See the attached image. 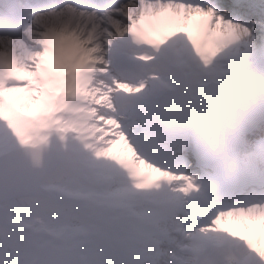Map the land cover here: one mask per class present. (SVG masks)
Segmentation results:
<instances>
[{
	"label": "clouds",
	"instance_id": "obj_1",
	"mask_svg": "<svg viewBox=\"0 0 264 264\" xmlns=\"http://www.w3.org/2000/svg\"><path fill=\"white\" fill-rule=\"evenodd\" d=\"M144 3L0 0V68L12 60L47 86L73 50L82 69L73 83L85 94L76 98L83 111L49 118L45 162L36 164L31 149L19 145L0 153V264H264L238 229L216 224L229 219L222 213L175 226L177 201L204 197L224 198L233 220L264 216V146H233L240 127L264 122V38L257 44L244 25L233 34L217 17L205 25L210 32L223 27L215 44L202 36L194 45L184 33L150 42L140 22ZM24 4L39 7L9 29L5 19ZM117 48L131 72L121 71ZM117 79L143 87L129 96L116 90ZM130 104L140 114L136 131L129 127ZM117 132L132 161L105 155ZM176 136L217 152L226 173L193 172V187L184 192L170 150Z\"/></svg>",
	"mask_w": 264,
	"mask_h": 264
},
{
	"label": "snow or ice",
	"instance_id": "obj_2",
	"mask_svg": "<svg viewBox=\"0 0 264 264\" xmlns=\"http://www.w3.org/2000/svg\"><path fill=\"white\" fill-rule=\"evenodd\" d=\"M37 7L39 5H21L13 15L5 19L4 24L9 29L15 28L26 18L34 15ZM193 7L206 20L215 21L217 17H220V25L224 26L227 22V27L233 34L239 25H244L252 30L257 38V44L264 38V0H230L228 5H221L219 0L216 3L194 2ZM36 19L39 20L41 17L36 16ZM205 25L202 36L211 44L224 38L223 27L218 28L216 32H210L207 31ZM114 55L121 71L131 72V68L126 63L124 49L117 48ZM25 77L28 78L32 87L24 86ZM116 85L121 89L130 90L131 87L126 80L119 79L116 80ZM48 86L41 85L30 73L18 72L11 66L6 67V70L0 68V130L6 129V131H0V153H13L17 145L35 147L29 144V138L39 130L33 118L37 114L38 106L45 93L39 94L40 99H33L34 89H46ZM261 138H264V122L250 121L239 128L234 137L233 146L242 148L250 141L264 146V139ZM170 150L176 166L183 172L181 179L186 185L183 188L184 192H188L193 187L195 181V177L191 175L193 172H199L209 178L226 173L222 157L202 142L185 136H176L171 142ZM222 199L224 198L204 197L200 203L187 205L182 201H177L175 226L181 228L208 211H217L218 214L222 213L229 217L226 221L217 219V225L221 228H228L230 231L238 229V234L244 236V232L248 230V224L245 220L231 219L233 213L228 211L226 206L221 205ZM253 223H259L264 229V216L253 220ZM261 254L264 255V252Z\"/></svg>",
	"mask_w": 264,
	"mask_h": 264
},
{
	"label": "rangeland",
	"instance_id": "obj_3",
	"mask_svg": "<svg viewBox=\"0 0 264 264\" xmlns=\"http://www.w3.org/2000/svg\"><path fill=\"white\" fill-rule=\"evenodd\" d=\"M198 0H145L146 6H143L142 9V16L141 18L144 19V17H151L150 15L151 12H154L156 10L160 11H165V9L162 8L163 4H169V3H178L181 5H192V9H186V10H180L182 8H178L176 11H170L171 14H166V17L168 18L167 22L170 28L175 30H179L181 27L186 28L187 23H190L191 18L194 15H197L198 12L196 8L193 7L194 2H197ZM226 5V4H225ZM169 13V12H168ZM187 13V15H186ZM169 29V28H168ZM186 35L190 39H192L194 36H199L202 37V34L197 33V31H189ZM198 45V44H197ZM11 67H13L16 71L18 72H24L22 71L14 61L9 60ZM76 67V64L74 65ZM58 69V68H57ZM61 70L63 71V77L60 76V78L55 82V83H50L49 86L44 89H34V95L33 99H40V93L44 92V98L42 102L38 106V111L36 116L33 118L34 123L37 124L38 126V132L34 134L32 137L29 138V144H50L51 137L46 135L45 133L48 130V120L51 117H54L57 112L60 111H71L74 112L75 110L77 112L83 111L82 106H77L76 105V98L81 95H85L77 90V88L74 86L73 80L69 79L68 80V72H70L71 69L67 67H62ZM24 86L25 87H32L30 84V81L28 80L27 77L24 79ZM139 87V90L132 92L131 90L128 89H121L118 85H116V90H122L125 94L131 96L137 92H139L142 89V85L137 86ZM65 91L67 95H70V100L67 101V97H64L62 95V92ZM131 94V95H130ZM135 106V105H134ZM109 108L112 107V104L109 103L108 105ZM137 108V106H135ZM133 114L130 113L129 119L128 117V112L127 113V118L129 120V127L133 129L134 131L137 129L139 126L140 122V114L138 111V108L136 110H132ZM111 124L112 122L109 121ZM111 135V133H109ZM116 135L120 137L119 140H117L113 144V148L110 149L105 155L112 156L116 155L118 156L119 159L124 160V161H132L133 160V154L130 148L126 147L128 141L125 139V135L121 134L120 132H117ZM141 172L147 170L149 172V169L147 168L146 165H138L137 166ZM58 167H56L53 171H56ZM151 179V177H148ZM256 219V216L254 217H246L245 222L248 224V230L244 232V236H248L254 230L259 229V228H253L252 224L250 223V220ZM263 232V230L261 229ZM259 240L257 241V245H253V247L257 248V250L264 252V234L259 236Z\"/></svg>",
	"mask_w": 264,
	"mask_h": 264
},
{
	"label": "bare ground",
	"instance_id": "obj_4",
	"mask_svg": "<svg viewBox=\"0 0 264 264\" xmlns=\"http://www.w3.org/2000/svg\"><path fill=\"white\" fill-rule=\"evenodd\" d=\"M197 2H211V3H216L217 0H203L200 1L198 0ZM219 3L221 5H228L230 3V0H219ZM146 6V4H144ZM180 10H186V9H192V5H181L178 3H169V4H163L162 8L165 9V11H160V10H156L154 12H151L152 15H150L151 17H144V19L141 18V23L142 25L145 27V36H146V40L151 41L154 40V38L156 37H160L162 36V33L164 31H168L169 35L165 40H169L171 38H173L174 36H176L179 33H184V35L186 36L187 40L190 43H193L194 45L199 44V41L201 39L200 35L199 36H194L192 39H190L188 37V35H186L189 31L193 32V31H197V33H201L202 34V30L204 25L206 24L207 20L204 17H201L199 14L194 15L191 20L190 23H187L186 28L181 27L179 30H177V32L175 30H173L172 28L169 27L168 25V18L166 17V14H171L170 11H176L178 10V8H182ZM169 12V13H168ZM187 15V13H186ZM169 28V29H168ZM65 57H66V61L65 62H60L57 64V71L59 73H61V77H63V71L61 70L62 67H66L65 63L67 64V68L71 69L70 72H68V80L71 79L73 80V78L78 75V73L82 70L80 68H78L77 66L74 67V65L76 64V53L73 50H69L65 53ZM128 83L129 81L126 80ZM130 84V83H129ZM130 90L132 92L137 91V89H139V87L137 86H133L132 84H130ZM129 90V89H128ZM127 95V94H126ZM131 95V94H130ZM70 100V95L67 96V101L64 102H68ZM137 108H135L134 105H127L126 106V112H128V117L131 114H133L132 110H136ZM74 112H77L76 110ZM134 115V114H133ZM129 119H131V117H129ZM139 126L137 127L136 130H138ZM135 130V131H136ZM148 171L145 170L142 172L143 173H147ZM151 177V176H149ZM261 216H256V219H258ZM253 219V220H256ZM253 220H250V223L252 224L253 228H259L254 230V232H252L251 234H249L248 239L250 241V243L253 245H257V241L259 240V236L264 234V229L261 228L259 223H253ZM261 229L263 230V232L261 231Z\"/></svg>",
	"mask_w": 264,
	"mask_h": 264
},
{
	"label": "water",
	"instance_id": "obj_5",
	"mask_svg": "<svg viewBox=\"0 0 264 264\" xmlns=\"http://www.w3.org/2000/svg\"><path fill=\"white\" fill-rule=\"evenodd\" d=\"M30 145H35V147H29L31 149V155L32 153H34V155H32V159L36 164H40L42 162H45L47 160V152H46V148L49 145L40 143V144H30ZM58 167V165L54 164L53 170Z\"/></svg>",
	"mask_w": 264,
	"mask_h": 264
}]
</instances>
